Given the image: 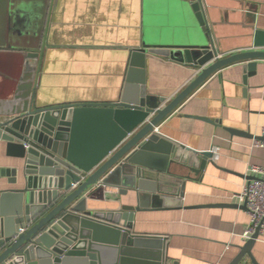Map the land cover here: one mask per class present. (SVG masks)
<instances>
[{"label": "crops", "instance_id": "crops-1", "mask_svg": "<svg viewBox=\"0 0 264 264\" xmlns=\"http://www.w3.org/2000/svg\"><path fill=\"white\" fill-rule=\"evenodd\" d=\"M192 1L0 0V99L11 98L19 80L29 79L24 55L36 52L40 56L29 66L36 67L37 107L115 103L125 94L127 76V98L136 95L143 80L146 95L163 98L161 107L165 106L199 69L148 54L143 72L136 68L129 72L131 52L142 43L194 44L198 26L187 8ZM201 3L218 58L264 52V0ZM249 64H253L250 70ZM263 125L264 59L229 64L208 77L155 127V132L175 145L167 166L160 154L166 153L163 149L148 158L151 168H142L144 190L98 187L85 209L110 212L134 207L139 194L147 210L134 213L131 234L162 240V264H230L247 241L242 235L249 216L240 208L210 206L237 205L232 196L254 177L250 167L264 168V148L253 147ZM226 129L251 137L232 135ZM213 148L219 149L217 160H207L202 172L192 173L203 160L199 154ZM22 165V160L6 155L5 143L0 141V191L23 185ZM12 169H17V185H11L2 173ZM183 183L180 198L176 194ZM154 188L167 195L163 204L168 209H150ZM251 253L257 264H264V232ZM244 262L250 264L247 258Z\"/></svg>", "mask_w": 264, "mask_h": 264}, {"label": "water", "instance_id": "water-1", "mask_svg": "<svg viewBox=\"0 0 264 264\" xmlns=\"http://www.w3.org/2000/svg\"><path fill=\"white\" fill-rule=\"evenodd\" d=\"M201 5V0H193L187 7L198 26L194 44L142 43L131 52L129 72L134 68L143 72V60L148 54L199 69V74L163 107V98L146 95L143 80L136 95L127 98L128 76L125 94L115 103L37 107L36 67L29 66V62L37 60L40 53L24 55L29 79L19 80L11 98L0 99V141L5 143L7 156L23 161V185L0 191V264H162V240L131 234L134 213L147 210L139 194L136 206H121L116 211H88L85 203L98 187L143 191L142 168H151L149 161L162 149L166 153L160 154L167 166L175 145L155 132V127L216 71L235 62L264 59L261 51L218 58ZM247 68L250 70L253 64ZM226 130L232 135L251 137ZM199 155L203 160L197 169L190 170L194 174L202 172L212 157L211 152ZM166 166L160 171H165ZM2 173L11 185L19 184L17 169ZM183 190L184 183L176 196L182 198ZM166 196L152 189L150 209H168L163 204ZM210 207L245 210V206L233 204ZM258 238L256 232L239 247L230 264H248L245 258L257 264L251 251ZM106 251L111 254L107 256Z\"/></svg>", "mask_w": 264, "mask_h": 264}, {"label": "built area", "instance_id": "built-area-1", "mask_svg": "<svg viewBox=\"0 0 264 264\" xmlns=\"http://www.w3.org/2000/svg\"><path fill=\"white\" fill-rule=\"evenodd\" d=\"M262 140H254L253 147L264 148V125L261 128ZM219 149L211 150V161L218 158ZM255 179L242 186L239 193L232 196L238 206H245L249 216V224L242 237L249 240L256 232L261 236L264 232V168L252 165L249 169Z\"/></svg>", "mask_w": 264, "mask_h": 264}]
</instances>
